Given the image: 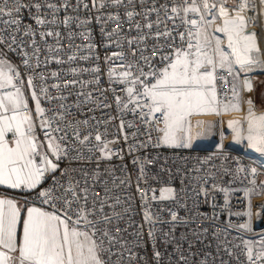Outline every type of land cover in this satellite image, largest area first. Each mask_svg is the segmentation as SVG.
<instances>
[{
	"label": "snow or ice",
	"instance_id": "1",
	"mask_svg": "<svg viewBox=\"0 0 264 264\" xmlns=\"http://www.w3.org/2000/svg\"><path fill=\"white\" fill-rule=\"evenodd\" d=\"M90 2L97 12L111 10L98 16L99 22L127 23L129 31L134 29L137 35L123 39L124 29L113 27L106 31L101 27L102 35L108 40L105 47L115 45L121 49L104 57L103 74L109 86L100 85L99 64L71 67L67 74H71L73 80L51 85L61 90L81 85L77 101L69 105L64 103L67 97L63 94L56 96L48 91L47 81L60 77L58 72L45 75L47 66L42 65L41 60L63 64L66 61L57 55L64 50L60 41L91 36L90 29L85 27L91 23L90 18L81 19L78 14L60 17L62 11L75 13L81 7L89 8V4L84 0H76L75 4L71 0H29L28 3L0 0V186L35 191V200L40 205L28 200L20 203L15 198L0 195V264H136L135 249L141 246L138 241L143 237L142 229H154L156 221L150 210H146V223L133 233L137 239L125 240L124 235L132 227L130 219L125 221L128 205L124 201L129 198L116 193L128 186L130 178L127 175L116 177L106 169L105 173L111 178L109 187V180L102 179L105 173L99 169L101 160H111L113 156L122 159V153L112 147L117 140L107 138V129L118 117V131L136 127L135 121L125 122L122 118L125 114L139 119L149 142L154 129L160 144L191 147L194 114L241 111L246 103V117L230 119L228 127L234 131L237 141L246 139L252 148L264 153V114L257 115L252 100L241 95L244 89L252 90V79L247 74L257 69L264 71V46L252 27L264 19V0ZM25 10L37 27L23 23ZM137 18V22L131 24ZM73 24L81 29L76 35L71 31ZM61 27L69 30L64 37L58 30ZM37 36L42 44L37 43ZM48 38H53L55 44L49 45ZM41 47L46 55L41 54ZM75 48L73 43L68 51L74 52ZM93 48L94 44H83L81 51L92 52ZM12 54L19 57L18 64L12 63ZM99 59L95 54H73L67 57V62ZM85 73L91 79L80 80L78 77ZM229 83L231 88L223 87ZM89 88L92 91H88ZM108 92L112 94L111 103ZM41 98L56 103L45 108ZM30 99L34 107H29ZM88 105H91L89 112L111 109L115 105L117 116H108L104 121L95 115L87 119L73 115V108L82 112ZM139 131L140 127H136L132 136L135 138ZM121 138L127 141L129 137L125 133ZM145 146L138 142L129 146L128 151ZM66 159L95 161L97 167L90 173L79 170L82 179H76L72 174L76 169L60 168V162ZM132 163L140 169L136 178L139 190L141 180L147 183L145 169L152 161L141 162L137 157ZM58 170L64 177L63 183L52 175ZM236 171H246L252 178L256 175L254 168L241 167ZM48 175H52L53 185L42 188ZM209 178L214 179L211 175ZM250 183L254 184L255 180L251 179ZM97 187L102 189V195L96 192ZM261 187L264 188V183ZM155 191L149 188L142 193L141 200L148 203L149 192L155 200ZM220 191L228 190L221 188ZM251 191L247 190L246 194ZM201 192L207 194V190L201 188L197 195ZM161 193L160 199H168L175 197L176 190L165 187ZM260 207L264 210V205ZM170 215L173 221L177 220L176 212ZM246 215L249 223L238 228L252 231L250 201ZM118 228L120 232L116 231ZM156 235L154 230L148 232L150 240ZM241 243L244 248L239 255L225 248L236 264H264V234ZM153 249V258L158 264L161 253L155 250V245Z\"/></svg>",
	"mask_w": 264,
	"mask_h": 264
},
{
	"label": "built area",
	"instance_id": "2",
	"mask_svg": "<svg viewBox=\"0 0 264 264\" xmlns=\"http://www.w3.org/2000/svg\"><path fill=\"white\" fill-rule=\"evenodd\" d=\"M22 2L28 3L29 0H22ZM84 2L89 4V8L81 7L75 13L71 10L67 13L62 11L60 12V17L78 14L81 19L90 18L91 23L85 27L90 29L91 36L86 35L83 40L77 38L75 41L62 39L60 43L64 50L57 55L59 59L66 61L63 64H49L48 60H41V64L47 66L45 75L50 72H58L60 77L59 79H49L47 81L49 85L48 91L56 96L63 94L67 97L64 103L69 105L77 101L78 90L81 85L78 83L75 87L63 90L52 88L51 85L73 80L74 77L71 74H67L71 67H91L94 64H99L102 69L100 85L104 88L109 86L106 76L103 74V70L106 68L104 57L121 49L115 45L105 47L108 44V40L102 35L101 27H104L106 31L111 30L113 27L124 29L121 34L123 39L137 35L134 29L129 31L127 23L103 24L99 22L97 17L111 10L102 9L97 12L92 7L90 0H84ZM148 2L150 3L151 0H148ZM71 3L75 4L76 0H71ZM136 7L139 10V5ZM138 19L131 21V24L134 25ZM23 23L31 24L34 28L37 27L29 18L27 10L23 13ZM58 30L61 33V37L66 36L69 31L65 27H61ZM80 30L73 24L71 29L73 35H76ZM36 40L39 44L43 43L39 36L36 37ZM73 43L76 45L74 52L68 51ZM48 44L54 45V39L48 38ZM83 44H94L95 48H93L92 52H84L81 51ZM26 50L31 51L30 49ZM124 50H127L126 45ZM41 54L46 55L43 47H41ZM73 54L77 56L95 54L100 59L90 61L77 60L75 63L67 62V57ZM10 58L13 64L20 62L19 57L14 54ZM228 75L231 76V73H228ZM78 78L80 80H88L91 79V76L85 73ZM223 87L231 88L232 85L229 83L223 85ZM87 90L92 91L91 88ZM241 95L244 97V90ZM107 96L108 102L111 103V92H108ZM221 99L223 100L224 97H221ZM228 99H231V97L229 96ZM55 103V101H46L41 98V105L45 108L53 107ZM90 106H85L82 112H78L73 108L72 113L77 119H87L95 115L98 119H103L104 121H107L108 116H117L115 105L111 109H96L94 112L88 111ZM122 118L126 123L135 121V125L140 127V131L134 138L132 133L136 132V127H126L122 131H118L119 117L113 120L108 125L107 138L117 140V143L112 145V147L122 153V159L118 156H113L111 160H101L99 169L102 173H105V170L108 169L114 172L116 177L127 175L130 178L128 186L122 187L116 193L121 195L122 198H129L124 201L128 205V215H126L125 221L130 219L132 227L124 235L125 240L132 241L137 239L133 233L140 231L141 229L138 226L146 223L144 220L146 210H150L153 220L156 221L154 229L148 227L142 229L143 237L138 241L141 246L135 249L138 257L136 264H145V262L146 264H156L153 258V245H155V250L161 253L158 264H236V260L228 255L225 248L230 249L235 255H239L244 248L241 243L242 240L257 239L261 234H264V210L255 207V199L264 196V189L259 193L255 191L257 185L262 181L263 165L249 154L232 149L212 148L205 144H193L191 147L160 144L158 143V133L154 129L152 130V140L149 142L144 135L145 129L139 119L132 114H125ZM100 130L103 131V129ZM125 133L129 137L127 141L121 138ZM138 142L144 143L146 146L143 148L133 147V151L129 153V146H134ZM137 157L141 162L145 160L152 161L145 169L148 174L147 183L141 180L139 182V190L136 187V178L140 174V169L138 165L132 163ZM96 167L95 161L85 162L83 160L66 159L60 162L61 169L77 170L72 173L76 179H82L79 170L85 169L90 173ZM241 167L245 170L256 169L255 177H249L246 171L237 172L236 169ZM52 175L63 183L64 177H61L59 170ZM52 175H48L41 185L42 188H48L53 185ZM210 175L214 179H210ZM200 176L204 179H193V177ZM102 179H108L109 187H111V178L107 173ZM251 179L255 180L254 184L250 183ZM204 181H207V183ZM116 182L119 183V180ZM211 185L216 187L212 188ZM165 187H173L176 190L175 197L160 199L161 189ZM149 188L156 190V199L153 200V193L149 192L148 203H144L141 200V195L147 192ZM201 188L206 189L207 194L201 192L200 195H197ZM221 188L228 191H220ZM95 190L98 194H103L100 187ZM247 190L253 191L250 194H246ZM0 191L8 196L22 201L28 200L40 206L35 200V191L11 189H0ZM249 201L251 202L253 213L250 220L252 231H245L239 229L238 226L249 223V217L246 215ZM170 212L177 213L176 221L172 220ZM203 216H208L210 219L206 221L202 218ZM122 226H124V222H122ZM203 229H206V231H202ZM225 229H227V232H225ZM153 230L156 231L157 235L150 240L148 232ZM116 231L120 232L121 229L118 228ZM235 245H240V247H234ZM181 256L184 257L183 260H181Z\"/></svg>",
	"mask_w": 264,
	"mask_h": 264
},
{
	"label": "rangeland",
	"instance_id": "3",
	"mask_svg": "<svg viewBox=\"0 0 264 264\" xmlns=\"http://www.w3.org/2000/svg\"><path fill=\"white\" fill-rule=\"evenodd\" d=\"M255 25L259 29L258 39L260 40L262 46H264V34H263L264 28H262L263 24L261 23V24H255ZM247 75H255L256 79H258L259 82L255 86L254 91L252 93L251 92L249 93V95H248L249 97L245 96V94H244V98L245 99L250 98L253 100L255 108L257 109L258 115L264 114V71L257 69V70H254V71L248 73ZM242 109H243V106H242ZM233 112H240V111H224V112H221L220 114L204 113V114H194V115H218V116H221L225 113H233ZM191 122H192V120H191ZM193 125L194 124L192 122V126ZM229 136H230V133L227 130V128L223 125L222 122L218 125V136H215V125L213 124V122L209 121L207 126H206L205 132H203L202 135H200L199 140L202 141L203 143H205V145H207L208 147H212V148L213 147H220V148H227V149H232V150L243 152L242 150H238L237 148H233L231 146H226V142H227ZM193 144H200V143H196L192 139L191 145H193ZM244 153L249 154L255 160L259 161L263 165V169H264V158L252 153L251 151L244 152ZM262 183H264V173L262 175V181H260V183L257 185V187L255 189L256 193H259L264 189L261 187Z\"/></svg>",
	"mask_w": 264,
	"mask_h": 264
},
{
	"label": "bare ground",
	"instance_id": "4",
	"mask_svg": "<svg viewBox=\"0 0 264 264\" xmlns=\"http://www.w3.org/2000/svg\"><path fill=\"white\" fill-rule=\"evenodd\" d=\"M261 23L263 24L262 28H264V19H262ZM252 27L256 30L257 38H258L259 29L256 27L255 24L252 25ZM249 93H250V91H247L244 89L245 96L249 97L248 96ZM252 102H253V100H252ZM247 107H248V105L246 103H244L242 111L233 112V113H225L221 116H218V115H194V116H192L191 120L194 124L192 126L193 127L192 128L193 140L196 143L205 144L199 140V137H200V135H202L203 132H205L206 126H207L209 121L213 122V124L215 125V136H218V125L222 122L223 125L227 128V130L230 133V136L228 137V140L226 142V146H231L233 148H237L238 150H242L243 152L251 151L252 153L264 158V153H261V152L257 151L255 148H252L246 139H242L240 141H237L234 138L235 137L234 131L228 127V121L230 119H241V118L246 117ZM252 107H253L254 112L258 115V112H257V109L255 108L254 102H253ZM198 120L205 121V123L204 124H197L196 121H198ZM245 127H246V123H245ZM260 205H264V196L255 199V207L261 209Z\"/></svg>",
	"mask_w": 264,
	"mask_h": 264
},
{
	"label": "crops",
	"instance_id": "5",
	"mask_svg": "<svg viewBox=\"0 0 264 264\" xmlns=\"http://www.w3.org/2000/svg\"><path fill=\"white\" fill-rule=\"evenodd\" d=\"M242 78V77H241ZM259 81H258V79H256L255 78V86L257 85V83H258ZM28 93H27V91L25 92V95H27ZM29 107H34V101L33 100H29ZM38 131H39V129H38ZM0 189H8L7 187H5V186H0ZM0 195H2V196H8V195H6V194H4V193H2L1 191H0ZM8 197H11V196H8ZM12 198H14V197H12ZM17 201H19L20 203H24L25 201H22V200H20V199H17V198H15Z\"/></svg>",
	"mask_w": 264,
	"mask_h": 264
},
{
	"label": "water",
	"instance_id": "6",
	"mask_svg": "<svg viewBox=\"0 0 264 264\" xmlns=\"http://www.w3.org/2000/svg\"><path fill=\"white\" fill-rule=\"evenodd\" d=\"M248 76L252 79V90L250 91L252 93L254 91V88H255V78L256 77H255V75H248ZM245 90H247V89H245Z\"/></svg>",
	"mask_w": 264,
	"mask_h": 264
}]
</instances>
